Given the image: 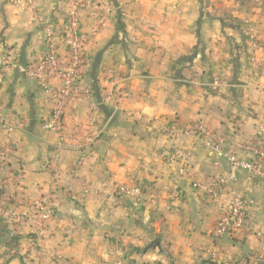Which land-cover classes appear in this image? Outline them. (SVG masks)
I'll return each mask as SVG.
<instances>
[{"label": "crops", "instance_id": "crops-1", "mask_svg": "<svg viewBox=\"0 0 264 264\" xmlns=\"http://www.w3.org/2000/svg\"><path fill=\"white\" fill-rule=\"evenodd\" d=\"M88 1L109 12L98 32L95 10L79 13L89 96L49 129L56 100L20 68L69 5L0 0V57L14 64L0 82V264H264V182L206 145L243 161L264 145V0ZM239 192L249 231L220 236Z\"/></svg>", "mask_w": 264, "mask_h": 264}, {"label": "built area", "instance_id": "built-area-1", "mask_svg": "<svg viewBox=\"0 0 264 264\" xmlns=\"http://www.w3.org/2000/svg\"><path fill=\"white\" fill-rule=\"evenodd\" d=\"M14 4L23 9H32L34 0H13ZM69 11L67 21L60 26L59 24L47 23L44 29L45 53L42 58L30 67L20 68L29 77L35 79L40 90L47 96L56 100V107L52 123L47 126L49 129H55L60 116L65 109L68 101L81 100L87 98L89 92L80 89V76L84 73V64L86 63L85 45L90 41L91 36L83 35L80 32L79 13L81 9L90 8L95 10L96 29L98 32L107 22L109 12L103 11L98 3L88 0H67ZM0 82L3 79L4 72L14 64L6 57H0ZM58 84L60 88H55ZM264 129H261L258 135H261ZM206 145L213 149L215 154L224 158L233 170L245 171L250 177L264 182V145L261 141L257 142L256 147L251 148L253 158L251 161H243L237 158L236 148L226 150L222 139L210 138ZM237 148H244V144H237ZM226 181L223 177H214L207 185V191L218 198L220 192L224 189ZM195 187L199 184L195 183ZM123 194L131 198H137L141 195V189L138 186H126L121 189ZM252 201L248 200L242 192L232 196L226 206L225 215L217 224V234H245L249 229L246 226V213ZM48 216H44L46 219ZM260 242L262 256L264 258V229L256 233Z\"/></svg>", "mask_w": 264, "mask_h": 264}, {"label": "trees", "instance_id": "trees-1", "mask_svg": "<svg viewBox=\"0 0 264 264\" xmlns=\"http://www.w3.org/2000/svg\"><path fill=\"white\" fill-rule=\"evenodd\" d=\"M141 193H144V190H142V188H141ZM209 264H213V263H209Z\"/></svg>", "mask_w": 264, "mask_h": 264}]
</instances>
